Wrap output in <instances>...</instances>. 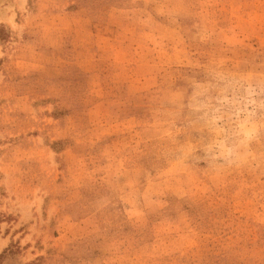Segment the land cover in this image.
I'll return each instance as SVG.
<instances>
[{
  "label": "rangeland",
  "instance_id": "obj_1",
  "mask_svg": "<svg viewBox=\"0 0 264 264\" xmlns=\"http://www.w3.org/2000/svg\"><path fill=\"white\" fill-rule=\"evenodd\" d=\"M0 264H264V0H0Z\"/></svg>",
  "mask_w": 264,
  "mask_h": 264
}]
</instances>
